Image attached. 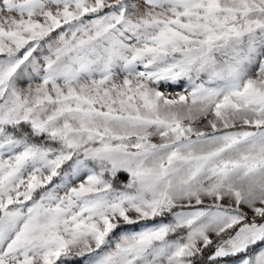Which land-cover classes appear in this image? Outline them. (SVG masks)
<instances>
[{"label": "snow or ice", "instance_id": "6c2138e0", "mask_svg": "<svg viewBox=\"0 0 264 264\" xmlns=\"http://www.w3.org/2000/svg\"><path fill=\"white\" fill-rule=\"evenodd\" d=\"M74 260L264 264V0H0V264Z\"/></svg>", "mask_w": 264, "mask_h": 264}, {"label": "rangeland", "instance_id": "374dc122", "mask_svg": "<svg viewBox=\"0 0 264 264\" xmlns=\"http://www.w3.org/2000/svg\"><path fill=\"white\" fill-rule=\"evenodd\" d=\"M165 90L166 91H176V89H174V88H168V89H165ZM70 264H82V262L80 260H74V261H71Z\"/></svg>", "mask_w": 264, "mask_h": 264}, {"label": "trees", "instance_id": "16d2710c", "mask_svg": "<svg viewBox=\"0 0 264 264\" xmlns=\"http://www.w3.org/2000/svg\"><path fill=\"white\" fill-rule=\"evenodd\" d=\"M124 177H121V179H123Z\"/></svg>", "mask_w": 264, "mask_h": 264}]
</instances>
